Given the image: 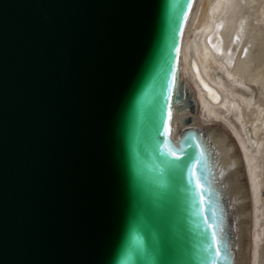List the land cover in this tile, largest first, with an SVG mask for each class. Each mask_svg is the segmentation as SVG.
Segmentation results:
<instances>
[{
	"label": "water",
	"instance_id": "water-1",
	"mask_svg": "<svg viewBox=\"0 0 264 264\" xmlns=\"http://www.w3.org/2000/svg\"><path fill=\"white\" fill-rule=\"evenodd\" d=\"M193 4L0 0V264H229L192 132L164 138Z\"/></svg>",
	"mask_w": 264,
	"mask_h": 264
},
{
	"label": "bare ground",
	"instance_id": "bare-ground-1",
	"mask_svg": "<svg viewBox=\"0 0 264 264\" xmlns=\"http://www.w3.org/2000/svg\"><path fill=\"white\" fill-rule=\"evenodd\" d=\"M175 87L164 138L177 150L192 132L217 250L229 264H264V0H194Z\"/></svg>",
	"mask_w": 264,
	"mask_h": 264
},
{
	"label": "snow or ice",
	"instance_id": "snow-or-ice-1",
	"mask_svg": "<svg viewBox=\"0 0 264 264\" xmlns=\"http://www.w3.org/2000/svg\"><path fill=\"white\" fill-rule=\"evenodd\" d=\"M187 5H185L183 2L178 3L177 6L175 7V11H174V15H173V24L175 25V28L173 30L174 32V36L172 33V39H174L173 42V48L175 47V33L179 30V25L183 20V16H184V12L186 11ZM188 144L191 145L192 144V138L189 137L188 138ZM190 159L194 158V153H189L188 154ZM185 168L190 167V163H185L184 165Z\"/></svg>",
	"mask_w": 264,
	"mask_h": 264
}]
</instances>
